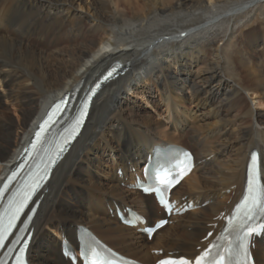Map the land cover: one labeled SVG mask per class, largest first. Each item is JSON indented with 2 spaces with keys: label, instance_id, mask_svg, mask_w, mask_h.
<instances>
[{
  "label": "bare ground",
  "instance_id": "1",
  "mask_svg": "<svg viewBox=\"0 0 264 264\" xmlns=\"http://www.w3.org/2000/svg\"><path fill=\"white\" fill-rule=\"evenodd\" d=\"M75 2L0 0V81L7 84L5 99L22 115L16 123L0 108V185L55 100L78 91L70 120L80 122L81 93L113 62L122 64L120 74L95 93L91 108L85 107L89 112L80 136L38 192L41 200L29 225V262L70 264L47 228L72 243L77 231L86 228L144 264L153 262H148L154 257L149 248L193 255L194 245L205 244L197 234L204 230L203 222L220 225V213L228 212L242 194L252 150L260 158L264 181V119L254 116V106L264 105V27L242 31L252 16L264 15V0H91L85 13ZM158 86L166 105L176 104L175 109L188 98L183 91L191 89L187 101L196 109L187 114L196 121L207 118L211 136L201 132L202 126L186 124L174 109L169 111L170 130L149 114L130 110L128 91L154 98ZM246 94L257 103L250 104ZM183 138L189 144L180 143ZM166 144H179L195 156L194 169L171 194L177 200L188 194L196 209L170 218L174 226L166 224L148 240L118 222L115 205L135 207L147 223L164 217L152 196L120 184L133 183L130 169L140 174L151 149ZM104 156L114 163L111 175L103 166ZM228 189L231 194H224ZM196 225L198 232L181 233ZM213 228L206 227L202 238ZM255 247L256 264H264L263 244L255 242Z\"/></svg>",
  "mask_w": 264,
  "mask_h": 264
},
{
  "label": "rangeland",
  "instance_id": "2",
  "mask_svg": "<svg viewBox=\"0 0 264 264\" xmlns=\"http://www.w3.org/2000/svg\"><path fill=\"white\" fill-rule=\"evenodd\" d=\"M75 5H76V7L78 8V10L79 11H82L83 13H85L88 9L90 10V5H91V0H76V2H75ZM252 18H253V22H249L248 24H246V25H248V26H243V27H245L242 31H244L246 28H250L251 26H253V25H257L258 24V26L260 27V28H262V27H264V23H261V21H263L264 22V15L263 14H260L259 12L257 13V15L256 16H252ZM251 18V19H252ZM259 23H261V24H259ZM258 27V28H259ZM242 29V28H241ZM183 34V33H182ZM180 35V37H182L183 35ZM237 37H234L233 39H232V42H236V39ZM236 39V40H235ZM34 44L35 45H37V40L36 39H34ZM40 46H42V44L40 45ZM229 48H231V47H228V49ZM229 74H232V75H234L235 73H234V71H232L231 69L229 70ZM147 85H148V82H147ZM6 89H7V84H5V82L2 80V81H0V108L1 109H3V110H5V112H6V115H9V117L10 118H12V120H14L16 123L18 122V121H20V119H21V110H20V108L19 109H17L18 108V106L17 105H15L14 103H12L11 102V100L9 101V99H5V97H6V93H5V91H6ZM157 91V92H156ZM159 91H161L160 90V88H159V86H158V88L155 90V97L154 98H149V96H147V94H144V93H141V92H139V91H137V92H134V90H130V91H128L127 93H128V96L131 98V100L132 101H130V104L128 105V107L129 108H131L130 110H132V111H134V112H136V113H138V114H143V115H148L149 114V116L151 117V119H155V120H157L158 121V123L162 126V128H166L167 127V129L168 130H170V128H171V121H168L169 119H168V117H169V111L171 112L172 111V109H174V112H175V114H176V112L178 111H180L179 113V115H183V117L186 119V121H185V123L186 124H195L194 126H198V127H200V126H202L201 128H204V129H202L203 131H201L204 135H206L207 136V138H209L210 136H211V134H210V128L207 126L208 124L207 123H205V122H207V118H203L202 116H200V117H202V122L200 121V120H198V121H196L195 119H192V118H190V116L187 114L190 110H192V111H194L196 108H195V103H190L189 101H187V99L190 97V95L192 94L191 92H192V90L191 89H185L184 91H183V93L182 94H184V96L186 95V97L188 96V98H186V100L185 99H183V103L182 104H177L178 106H179V108H178V106H177V108L175 109V105L176 104H174L173 106H172V104L171 103H169V105L167 106L166 105V103H165V100L163 99V94H161L162 92H159ZM5 96V97H4ZM246 99H247V101L251 104H255V103H257V98L256 97H254V96H252L251 94H246ZM135 100V101H134ZM3 101V102H2ZM9 101V102H8ZM185 101H186V103H185ZM191 104V105H188V104ZM184 104V105H183ZM183 105V106H182ZM189 108H188V107ZM194 108V109H193ZM254 116L256 115V114H258V116H259V119L261 118V119H264L263 117H264V105H255L254 106ZM145 110V111H144ZM173 112V111H172ZM184 112V113H183ZM172 114V113H171ZM260 114V115H259ZM187 116V117H186ZM229 117H233L231 114L229 115ZM190 118V119H189ZM194 120V121H193ZM237 120V118L235 119V123L237 122L236 121ZM234 123V122H233ZM234 123V124H235ZM165 124V125H164ZM246 124H248L249 125V122L248 123H246ZM209 129H208V128ZM209 130V131H208ZM173 131V130H172ZM207 132V133H206ZM206 133V134H205ZM173 134H175V135H177L178 134V130H176V131H174V133ZM209 134V135H208ZM214 141L215 140V138H210V141ZM185 141V142H184ZM187 141V142H186ZM180 143H183V144H189L188 143V138H183V140L180 142ZM179 145V144H178ZM187 146H189V145H187ZM193 150H195L194 148H193ZM196 151H197V148H196ZM224 153H226V151H224ZM108 156H104L103 157V166H104V168H105V170L106 171H108L109 172V174L111 175V173H113L114 172V170H115V167H114V163L112 162V160L111 159H109V158H107ZM107 158V159H106ZM143 163V162H142ZM111 164V165H110ZM112 164H113V166H112ZM109 165V166H108ZM141 165V164H140ZM139 165V166H140ZM106 166V167H105ZM112 166V167H111ZM109 167V168H108ZM109 169V170H108ZM111 169V170H110ZM135 170V168H132V169H130V171L129 172H132V171H134ZM104 170V169H103ZM116 172L118 173V168H117V170H116ZM197 174H200L199 172L198 173H196V175ZM109 176V175H108ZM129 179H127V178H125L124 179V181L125 182H127ZM102 181L104 182V183H107L108 182V180H107V177H103L102 178ZM183 186V185H182ZM182 186L179 188V190H181L182 189ZM184 186H185V184H184ZM120 187L121 188H124V189H128V190H131L130 188H129V186H127L125 183H121L120 184ZM178 190V191H179ZM230 191H231V189H228V190H225V191H223V193L225 194H231L230 193ZM181 198H185V200H188V194H185V195H182L181 196ZM229 200L230 199H227V200H223V202H225L226 201V203H228L229 202ZM203 204H205V203H203ZM202 204V207H205L206 205H203ZM130 208H132V209H134L133 208V206L132 207H130ZM193 211V210H192ZM192 211H189V212H192ZM188 212V213H189ZM109 213L111 214V216L112 215H114L113 213H112V210H109ZM214 218V217H213ZM213 218H211V219H213ZM180 220V222L181 221H183V219H179ZM209 220H205V222H203V225H204V230H202V231H200L199 233H197L198 235H199V242L200 243H202V235L204 234V231H206V227H210V226H208V224L210 223V222H208ZM171 222V221H170ZM150 224V223H149ZM205 225H206V227H205ZM169 226H174V225H172L171 223H169L168 224V227ZM196 228L194 229V230H189V231H186V228H184V230H181V233H189V232H198L199 231V227H197V225L195 226ZM47 230H48V232H49V234L52 236V237H54V238H56V239H58L59 241H60V239H61V236H60V234L59 233H57V232H54L52 229H49V228H47ZM165 231H162V234L164 233ZM161 234V233H160ZM195 247H194V251H197V246H199V245H194ZM159 249H161V248H158V249H152V248H149V252H150V254H152L154 257H152L148 262H152V261H154L155 259H157V257H160V256H163V255H165V254H167L168 252H170V251H167V253H166V251L164 250V249H161V250H163V254H155V253H153V251L154 250H159ZM175 254H181V255H185L186 253L185 252H183V251H178V250H176V251H174V255ZM261 256H262V251H261Z\"/></svg>",
  "mask_w": 264,
  "mask_h": 264
},
{
  "label": "snow or ice",
  "instance_id": "3",
  "mask_svg": "<svg viewBox=\"0 0 264 264\" xmlns=\"http://www.w3.org/2000/svg\"><path fill=\"white\" fill-rule=\"evenodd\" d=\"M121 70H122V66L120 68L114 67L112 71L108 73V75L112 76L113 74H119V71ZM40 129L41 130L36 133L37 138H39L41 135V132L44 131V126L41 125ZM33 146H35L34 143H33ZM172 180H176V177H172ZM178 182L179 181H177V183ZM168 183H171V181H169ZM161 184L163 185L162 187H156L155 189H153L150 186L146 190L150 192L154 191L155 194L157 195L158 202L164 205L167 209V205L169 202L163 199V192L167 189L168 184L164 183L163 181L161 182ZM4 188L5 189L7 188V184L4 185ZM2 191L3 189H0V192ZM245 200L247 202L249 214L247 215L245 221L242 224H240L238 228L240 235L237 237L239 241L237 248L239 252L243 253L245 259H247V256H248L247 240H248L249 235H251L255 231V229L251 226L245 228V226L247 225L248 221L255 219L256 214L264 216V199H262L260 196L256 194V189L253 186L252 188H250V195L246 197ZM19 210L20 209L18 208L16 211L18 212ZM15 218H16L15 213L9 214L8 223L6 225L2 222V219H0V246H3V241L7 238L6 233L8 232V230L14 226L13 221ZM163 223H165V221H161L155 226L146 227L144 230L149 234L154 233L157 229L161 227ZM209 235L211 236L212 233H209ZM16 243H21V241H16ZM214 247H218V246L214 245ZM231 248H232V245L230 243L228 249H224L221 252H217L216 257L214 258L212 264H230ZM19 251L23 252L24 249L20 248ZM209 255H210V252L206 250L203 255H199L195 258V264H204V261ZM181 260L183 264H188V262L184 260L183 257H181ZM0 264H3V261H0ZM159 264H171V262L166 261V260H161L159 261Z\"/></svg>",
  "mask_w": 264,
  "mask_h": 264
}]
</instances>
